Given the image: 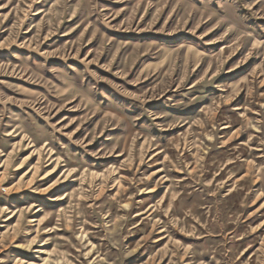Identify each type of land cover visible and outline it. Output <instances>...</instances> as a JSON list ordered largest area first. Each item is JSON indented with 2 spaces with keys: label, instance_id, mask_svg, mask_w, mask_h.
<instances>
[{
  "label": "rangeland",
  "instance_id": "rangeland-1",
  "mask_svg": "<svg viewBox=\"0 0 264 264\" xmlns=\"http://www.w3.org/2000/svg\"><path fill=\"white\" fill-rule=\"evenodd\" d=\"M0 264H264V0H0Z\"/></svg>",
  "mask_w": 264,
  "mask_h": 264
}]
</instances>
